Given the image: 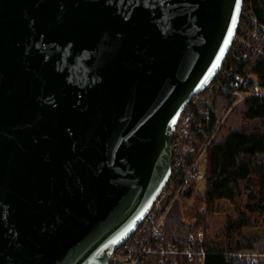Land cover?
Returning a JSON list of instances; mask_svg holds the SVG:
<instances>
[{
    "label": "water",
    "instance_id": "obj_1",
    "mask_svg": "<svg viewBox=\"0 0 264 264\" xmlns=\"http://www.w3.org/2000/svg\"><path fill=\"white\" fill-rule=\"evenodd\" d=\"M243 0H0V264H109L171 170Z\"/></svg>",
    "mask_w": 264,
    "mask_h": 264
},
{
    "label": "built area",
    "instance_id": "obj_2",
    "mask_svg": "<svg viewBox=\"0 0 264 264\" xmlns=\"http://www.w3.org/2000/svg\"><path fill=\"white\" fill-rule=\"evenodd\" d=\"M264 54V24L254 15L248 0H243L241 17L229 51L214 77L203 91L229 98L223 113L212 120L196 112L192 99L179 117L171 145V170L163 188L131 235L112 252L109 264H206L210 253L204 247L206 232H191L189 242L165 247V222L179 197L201 178V162L210 143L236 105L253 96L264 97V80L250 70L239 72L240 65ZM198 137L205 140L199 155L191 161ZM229 264H264V253L226 252Z\"/></svg>",
    "mask_w": 264,
    "mask_h": 264
},
{
    "label": "trees",
    "instance_id": "obj_3",
    "mask_svg": "<svg viewBox=\"0 0 264 264\" xmlns=\"http://www.w3.org/2000/svg\"><path fill=\"white\" fill-rule=\"evenodd\" d=\"M248 3L256 18L264 24V0H248ZM246 70L264 80V54L240 65L239 72ZM228 98L224 94L212 95L202 91L192 100H196V112L201 111L199 118L209 114L214 120L227 106ZM239 109V127L230 130L223 139L216 137L206 150L204 195L198 194L194 182L176 202V205L179 201L182 204V216L171 214L167 218L165 247L170 242L185 245L191 232L199 229L205 231L206 215L216 212V204L222 200L236 203V206L243 202L244 212L237 222L229 224V230L251 226V216L264 220V97L245 99L234 107L231 114ZM204 143L202 137L197 138L191 161L199 155ZM204 247L210 252L206 264H229L226 262V252L264 253V238L237 245L231 240L224 246H214L206 236Z\"/></svg>",
    "mask_w": 264,
    "mask_h": 264
},
{
    "label": "rangeland",
    "instance_id": "obj_4",
    "mask_svg": "<svg viewBox=\"0 0 264 264\" xmlns=\"http://www.w3.org/2000/svg\"><path fill=\"white\" fill-rule=\"evenodd\" d=\"M195 99L197 100V98ZM196 100H194V102ZM240 109L238 112L236 111L232 114L230 113L227 118L228 121H225L217 135V137L219 136V139H223L230 130L239 127L241 121L239 115ZM196 189L200 195H204L206 191L204 158L201 162V178L196 181ZM236 205V203L222 200L217 202L216 207L218 210L216 212L206 215V236L214 246H224L231 240H234L235 245H237L241 243H248L254 239L264 238V220L257 216H251V221L253 222L251 226L244 227L242 229H228L229 224L237 222L244 212L243 202H239V206ZM238 207L240 209H238ZM182 213V204L179 201V203H177V205L173 208L172 214L179 217L182 216Z\"/></svg>",
    "mask_w": 264,
    "mask_h": 264
}]
</instances>
